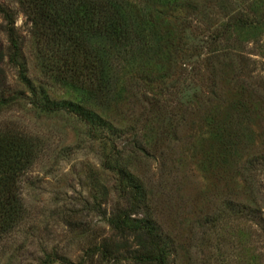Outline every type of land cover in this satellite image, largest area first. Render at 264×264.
I'll use <instances>...</instances> for the list:
<instances>
[{
    "label": "rangeland",
    "instance_id": "1",
    "mask_svg": "<svg viewBox=\"0 0 264 264\" xmlns=\"http://www.w3.org/2000/svg\"><path fill=\"white\" fill-rule=\"evenodd\" d=\"M0 6L21 44L14 63L0 15V133L36 147L0 264H141L111 225L126 215L166 264H264V0L144 1L156 30L89 123L56 110L77 94L41 69L21 4Z\"/></svg>",
    "mask_w": 264,
    "mask_h": 264
},
{
    "label": "trees",
    "instance_id": "2",
    "mask_svg": "<svg viewBox=\"0 0 264 264\" xmlns=\"http://www.w3.org/2000/svg\"><path fill=\"white\" fill-rule=\"evenodd\" d=\"M17 1L32 23L41 69L70 86L78 96L77 102H64L56 110L75 115L83 122L89 123L91 115L84 107L107 104L117 86V72L126 67L136 49L146 47L148 29L156 30V25H150L141 15V5L147 0H138L139 4L137 0ZM0 15L15 63L21 44L13 15L1 6ZM6 103L0 96V108ZM35 156L36 147L31 141L18 134L0 133V236L13 229L21 218V199L15 185ZM111 225L121 235L134 236L138 247L133 257L136 261L166 264V253L146 221H131L126 215ZM115 247L114 242H105L99 252L106 258Z\"/></svg>",
    "mask_w": 264,
    "mask_h": 264
}]
</instances>
